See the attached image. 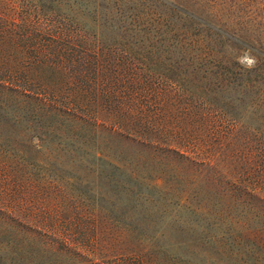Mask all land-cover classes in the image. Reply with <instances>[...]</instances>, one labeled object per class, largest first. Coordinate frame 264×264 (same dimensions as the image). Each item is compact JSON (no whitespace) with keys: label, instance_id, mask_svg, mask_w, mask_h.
Here are the masks:
<instances>
[{"label":"trees","instance_id":"1","mask_svg":"<svg viewBox=\"0 0 264 264\" xmlns=\"http://www.w3.org/2000/svg\"><path fill=\"white\" fill-rule=\"evenodd\" d=\"M38 1L0 0V264H264V149L237 121L171 124L152 80L200 74L202 104L234 118L225 94L251 80L238 51H254L255 72L264 62L237 0H189L200 18L179 7L199 46L168 42L141 71L106 49V23ZM149 2L162 19L172 5Z\"/></svg>","mask_w":264,"mask_h":264},{"label":"rangeland","instance_id":"2","mask_svg":"<svg viewBox=\"0 0 264 264\" xmlns=\"http://www.w3.org/2000/svg\"><path fill=\"white\" fill-rule=\"evenodd\" d=\"M169 1L172 5L168 8V14L164 19L154 10V6L150 4L149 0H63L62 8L65 13L71 15L79 13L85 16L88 26L90 24L97 25L96 23H99L97 19L100 20V23H106L108 26L107 37L104 38L106 49L121 55L130 65L133 63L134 67L140 66L138 70L141 71L147 69L146 59L144 60L143 57L148 51L150 54L168 42L174 47L175 42L196 47L199 46L198 43L200 44V23L185 16L179 10V7H189L200 18V7L192 5L189 0ZM38 2V0H32L34 5ZM41 4L43 13H47L52 8V3L49 0H44ZM253 4V0H247L244 5L240 0H237L234 13L238 17L236 19L237 28L242 30L243 37L247 41L250 40L257 51L256 46H264V44H257L256 41L258 37L264 38V20L260 15L261 20H258L259 18L255 20L257 13H254ZM97 6L98 9H96ZM114 6L115 9L112 8ZM99 14L103 16L102 20ZM160 21L163 23V26L160 27L163 37L159 39L155 25ZM253 52L252 49L238 51L239 61L244 67L252 63ZM262 63L256 72V62L253 67H247L251 72H246V77L251 75V80L248 79L245 86L242 78L237 76L231 85V87L233 86L232 90L225 94L232 101L233 111L236 110L234 118L221 114L217 107L202 104L200 74L191 76L185 72H170L168 77L157 78L155 76L152 80L156 84L158 81L165 82L169 90V102L173 109L170 118L171 124L178 125L179 121H182L184 125H191L197 120H201L203 113L210 114L211 119L221 120L226 125L228 122L234 121L246 124L249 128L247 138L252 147L249 151L252 152L264 149V136L261 137L256 129L264 127V62ZM242 90L245 92L242 93ZM188 109H194L199 114L197 117L191 116L188 114ZM178 110L186 111L181 114ZM256 170H260V168H256Z\"/></svg>","mask_w":264,"mask_h":264},{"label":"clouds","instance_id":"3","mask_svg":"<svg viewBox=\"0 0 264 264\" xmlns=\"http://www.w3.org/2000/svg\"><path fill=\"white\" fill-rule=\"evenodd\" d=\"M254 63H255V60H254V58H253V61H252V63H250V64H248V65H246V67H253L254 66Z\"/></svg>","mask_w":264,"mask_h":264}]
</instances>
